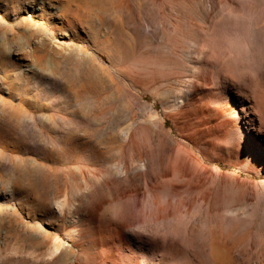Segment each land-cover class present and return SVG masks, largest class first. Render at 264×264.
Wrapping results in <instances>:
<instances>
[{
    "label": "rangeland",
    "instance_id": "rangeland-1",
    "mask_svg": "<svg viewBox=\"0 0 264 264\" xmlns=\"http://www.w3.org/2000/svg\"><path fill=\"white\" fill-rule=\"evenodd\" d=\"M219 47L237 57L214 64ZM242 87L264 105V0H0V264H170L150 199H192L202 229L205 191L251 233L221 259L264 264V136Z\"/></svg>",
    "mask_w": 264,
    "mask_h": 264
},
{
    "label": "bare ground",
    "instance_id": "bare-ground-1",
    "mask_svg": "<svg viewBox=\"0 0 264 264\" xmlns=\"http://www.w3.org/2000/svg\"><path fill=\"white\" fill-rule=\"evenodd\" d=\"M215 50L211 52L210 58L212 59L211 61H213L214 64L217 63V65L223 58L230 59V57H237L236 51L233 50L224 52V49L220 47L218 50ZM240 59V61H242L241 57ZM251 74V71L245 73L241 72L237 77L240 79L242 78V81H246L251 78ZM242 91V95L244 92H248L252 96L253 105L260 113V115L258 114V118H253L251 120V129H253L256 134L261 133L264 136V105L261 101L257 100L256 91L253 90L252 87H242ZM183 160L186 161L185 167L189 166L191 169V171L189 170L191 176H195L202 170L200 161L194 159L191 155H186ZM174 164L175 163H173V165ZM173 165L171 164L167 168L166 175L175 172H177L175 174H178V168L175 170V165ZM180 166L182 167V165ZM180 172L179 175H182ZM176 177H173V179H176ZM196 177H198V175ZM217 185L219 188L218 191L220 192L228 189V186L223 182V179L220 180V183ZM163 187L168 189L184 188V193H189L188 184L177 185L175 184V181H173L171 184H163L159 186V188ZM209 197V191H205L204 199L198 206L200 209H206L208 217H217V221L216 224H210L208 222L204 223L202 229H193L194 227H191V229L184 224V209H187L186 207L188 206L187 210H190L189 207L194 205V201L192 199L189 200L185 196H180L179 198H170L167 196L165 199H156L151 197V207L148 213V218L152 221L158 222L156 224H159V226L164 227L163 229H159L158 233L155 232L157 234L152 235L153 242L156 243V248H154V250L159 253L158 255L161 260L167 261L170 264H192L193 262L190 259L191 254H189L192 250L194 255L193 260H195L197 264H226V256H224V260L221 259V255L218 253L219 248L222 249L226 247L227 249L234 251L238 244H244L251 240V233L249 230L241 232L237 223L232 224L225 222V216L223 215L225 213H221L222 210L220 211L221 199L218 198L211 204ZM199 208H196L198 210L196 213L199 212ZM185 214L188 215L187 213ZM229 238H232L233 240L230 241ZM263 240L264 239L258 235L256 242L259 245H264ZM128 256L131 259H134L131 254Z\"/></svg>",
    "mask_w": 264,
    "mask_h": 264
}]
</instances>
